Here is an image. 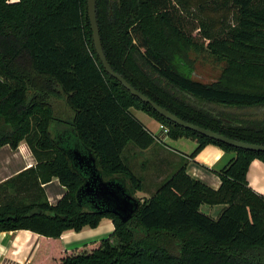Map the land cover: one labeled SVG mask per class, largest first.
<instances>
[{
	"label": "trees",
	"instance_id": "1",
	"mask_svg": "<svg viewBox=\"0 0 264 264\" xmlns=\"http://www.w3.org/2000/svg\"><path fill=\"white\" fill-rule=\"evenodd\" d=\"M96 15L109 64L138 91L190 123L264 145V118L226 109L264 107V0H96ZM205 45L228 59L214 82L193 77L189 52ZM131 108L166 126L171 139L196 140L190 157L208 144L234 151L214 170L221 185L192 177L183 163L125 220L79 199L85 177L74 149L91 152L104 179L124 182L133 196L144 189L124 152L161 135ZM22 140L37 164L0 183V230L41 235L27 264H264V194L247 179L264 151L206 137L133 95L97 53L88 0H0V148ZM53 178L66 187L56 204L43 187ZM204 204L225 207L214 218ZM104 217L114 223L110 237L63 248L64 231Z\"/></svg>",
	"mask_w": 264,
	"mask_h": 264
},
{
	"label": "crops",
	"instance_id": "2",
	"mask_svg": "<svg viewBox=\"0 0 264 264\" xmlns=\"http://www.w3.org/2000/svg\"><path fill=\"white\" fill-rule=\"evenodd\" d=\"M151 119H154V123L144 122V124L155 134H158L159 129L162 128L161 123L152 116ZM167 139H170L173 145L167 144ZM192 140L189 138L171 139L161 135V141L147 149L139 150L136 157L140 156V160L138 161L136 158L132 163L130 161V164L144 180L145 187L143 190L137 191L136 197L141 199L149 197L156 190L158 184L178 170L183 163H187V172L192 177L202 180L213 188H218L221 185V179L214 170L223 168L235 157L236 153L227 151L216 144H208L195 157H190L189 153L197 146V141L193 140L196 142L194 144ZM36 164L37 158L25 140H22L17 147H12L10 144L3 145L0 148V183L36 166ZM247 179L249 185L256 192L264 194L263 160L254 159L251 162ZM43 187L51 204H56L66 192V187L58 178L44 183ZM224 207L223 204H204L201 209L216 218ZM114 229L112 219L104 217L97 227L85 226L80 231L73 229L64 231L60 238L61 245L67 250L76 249L110 237ZM41 242V235L30 229L0 230V264H27L33 261Z\"/></svg>",
	"mask_w": 264,
	"mask_h": 264
},
{
	"label": "water",
	"instance_id": "3",
	"mask_svg": "<svg viewBox=\"0 0 264 264\" xmlns=\"http://www.w3.org/2000/svg\"><path fill=\"white\" fill-rule=\"evenodd\" d=\"M88 13L91 21V28L93 31L95 47L97 53L100 56L101 61L104 64L106 71L114 78L118 79L123 84V86L127 88L133 95L139 97L142 101L151 104L154 110H156L160 115L164 116L165 118L185 128L192 129L206 137L237 148H243L259 152L264 151V145L237 140L222 133L215 132L211 129L190 123L180 118L167 108L159 105L142 92L138 91L123 76L113 70L105 56L97 23L96 0H88ZM176 89L179 90V88ZM188 95L192 96L190 94ZM255 108L256 107L243 109H226L236 113H252L257 112V110H254ZM73 155L78 161L80 169L83 170V174L85 177L84 184L80 187L77 192V197L79 199H83L89 202L93 207L97 208L98 210L111 211L117 214L123 220L129 218L132 214L135 213V211L139 207V199L138 197L133 196L127 190L124 182L115 178L108 180L104 179L103 175L98 171L96 167V159L91 152H83L79 149H74Z\"/></svg>",
	"mask_w": 264,
	"mask_h": 264
},
{
	"label": "rangeland",
	"instance_id": "4",
	"mask_svg": "<svg viewBox=\"0 0 264 264\" xmlns=\"http://www.w3.org/2000/svg\"><path fill=\"white\" fill-rule=\"evenodd\" d=\"M189 54H190L189 59L191 60L192 65H193V77L199 78L205 82H214V81L219 80L220 75L222 73V70L224 69L225 66L228 65V59L214 56L213 54L210 53V50L208 49L207 45H205L201 51L194 50V51H190ZM188 99H190V101L193 102V104L200 106V107H203L205 109L214 111V112H217V111L224 109L223 107L217 106V105L212 104V103L198 101L195 98L194 99L188 98ZM254 110H257V112L240 113V114H242V115L249 114L252 116H258L257 118L264 116V107H256ZM131 111L143 123L144 122L145 123H147V122L148 123H150V122L154 123V119H151V116H149L145 112L136 110L134 108L131 109ZM262 118H264V117H262ZM158 132H159L158 134L162 135V137L167 136V133H165L162 128L159 129ZM171 142L172 141L170 139L166 140L167 144L173 145ZM192 142L194 144L196 143L193 140H192ZM193 150H192V152H193ZM138 152H139L138 148H136L134 146V144L130 143L129 147L127 149H125L124 155L132 163V161H134L137 158L136 156L138 155ZM134 153L136 154L135 156H134ZM191 153H189V154H191ZM137 160L138 161L140 160V156H138Z\"/></svg>",
	"mask_w": 264,
	"mask_h": 264
},
{
	"label": "built area",
	"instance_id": "5",
	"mask_svg": "<svg viewBox=\"0 0 264 264\" xmlns=\"http://www.w3.org/2000/svg\"><path fill=\"white\" fill-rule=\"evenodd\" d=\"M161 127L163 128L164 132L167 133L168 132V128L164 125L161 124Z\"/></svg>",
	"mask_w": 264,
	"mask_h": 264
},
{
	"label": "flooded vegetation",
	"instance_id": "6",
	"mask_svg": "<svg viewBox=\"0 0 264 264\" xmlns=\"http://www.w3.org/2000/svg\"><path fill=\"white\" fill-rule=\"evenodd\" d=\"M261 117H264V116H261Z\"/></svg>",
	"mask_w": 264,
	"mask_h": 264
}]
</instances>
